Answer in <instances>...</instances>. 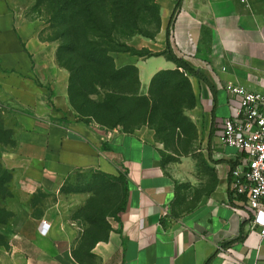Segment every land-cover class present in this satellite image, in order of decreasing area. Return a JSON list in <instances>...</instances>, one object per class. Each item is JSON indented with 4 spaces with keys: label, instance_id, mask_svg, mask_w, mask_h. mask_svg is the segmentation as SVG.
I'll return each instance as SVG.
<instances>
[{
    "label": "crops",
    "instance_id": "crops-1",
    "mask_svg": "<svg viewBox=\"0 0 264 264\" xmlns=\"http://www.w3.org/2000/svg\"><path fill=\"white\" fill-rule=\"evenodd\" d=\"M154 2L160 30L129 43L153 56L112 54L117 70L137 69L145 91L157 73L177 69L162 53L178 0ZM13 7L14 0H0V105L16 129L4 169L27 193L94 173L120 179L125 194L108 232L91 245L51 209L20 216L0 246V264H264V238L244 199L232 193L231 171L242 156L219 139L231 111L217 85L234 82L264 96V0H182L169 41L202 76H187L194 96L187 114L203 146L201 161L187 159L177 170L167 167L149 128L124 132L76 117L56 47ZM183 188L197 197L188 207Z\"/></svg>",
    "mask_w": 264,
    "mask_h": 264
},
{
    "label": "rangeland",
    "instance_id": "rangeland-1",
    "mask_svg": "<svg viewBox=\"0 0 264 264\" xmlns=\"http://www.w3.org/2000/svg\"><path fill=\"white\" fill-rule=\"evenodd\" d=\"M60 1L14 0L13 7V11L21 19L36 24L42 38L53 44L57 51L61 45V37H67L61 22L63 15L56 10ZM118 1L120 0H98L99 5L104 6L106 11ZM131 2L134 9L132 17H125L117 11H114L115 14L112 16L105 11L106 14L99 15L98 18L103 25L104 33L106 36L109 35L108 40L119 42L120 47L135 49L129 45L130 41L134 37L153 38L161 28V21L154 0H131ZM74 35L79 37L81 33ZM139 53L144 54L145 51ZM150 66H153L152 62ZM105 70L109 69L105 68ZM125 75L127 73L114 77L113 83L124 87L125 83L118 79H124ZM135 78L134 73L125 78L124 81L128 83L127 89L136 91L138 96H147L149 89L143 90L140 83L138 85L135 83ZM175 80L180 81V79ZM182 83L178 101L184 108L175 119V124H170L169 120H162L160 116L150 117L137 97H132L122 104L123 112L117 113L109 108L110 105L104 103L106 92L97 88L91 91L86 109L95 113L101 123L124 132H133L142 127L149 128L153 132L155 144L163 151L167 167L177 170L187 159L194 160L198 157V161H201L203 146V133L197 129L187 114V109L193 107V99L185 81ZM75 115L82 120L94 121L76 112ZM15 134L13 114L4 104L0 105V221L3 222L0 225V233L10 234L21 220L20 216L24 214L38 217L51 209L66 224L74 228L83 245H91L103 238L123 203L122 181L103 174L77 173L62 181L58 187L51 186V189H48L50 192L38 190L27 193L16 184L12 174L5 175L2 164V155L13 143ZM180 197L189 199L185 202L186 207L197 200L196 194L189 188H183Z\"/></svg>",
    "mask_w": 264,
    "mask_h": 264
},
{
    "label": "trees",
    "instance_id": "trees-1",
    "mask_svg": "<svg viewBox=\"0 0 264 264\" xmlns=\"http://www.w3.org/2000/svg\"><path fill=\"white\" fill-rule=\"evenodd\" d=\"M126 1V3H123L121 0L113 3V6L107 11L104 6L99 5L98 0H61L58 3L56 10L63 15V21L61 22L65 28V35L67 37H61V45L57 51V61L59 66L67 70L70 74L69 96L72 108L82 117L94 119L96 123L109 129L116 128L101 123L95 113L86 109V103L90 98L91 91L97 88L106 92L104 103L110 105L109 108L117 113L123 112L121 108L122 104L129 101L132 97H137L139 99L138 101L143 103L150 117L160 116L163 118L162 120H169L170 124H175V119L181 114L182 108H184L178 101L179 91L183 87L182 82L185 81L190 90L191 98L194 100L187 76L194 75L202 77L200 73L194 71L186 62L175 55L169 41V33L177 12L181 8L182 0H178L170 19L167 27V48L162 53L168 61L173 62L177 66V69L157 73L151 81L147 96H138L136 91L127 89L128 83L124 80L131 73L135 74V83L137 85L140 83L138 71L134 67L117 70L114 66L112 54L124 52L137 56L153 55L141 54L139 53L140 51L130 47H120L117 41L108 40L107 37L109 38V35L106 36L104 33L105 30L98 18L105 11L112 16L115 14L114 11H117L125 17H132L134 10L132 2L131 0ZM156 8L159 17L157 5ZM111 29L113 30V27ZM78 32L81 33L79 37L74 35ZM115 43L117 44L116 46ZM105 68L109 70L106 71ZM125 73L128 76L125 75L123 76L124 79H118L125 83L123 85L124 87H119L113 83L114 77ZM175 79H180V81L176 82ZM4 173L6 176L11 175L6 169ZM2 223L0 221V225ZM6 236L7 234L2 235L0 233V246L5 245Z\"/></svg>",
    "mask_w": 264,
    "mask_h": 264
},
{
    "label": "built area",
    "instance_id": "built-area-1",
    "mask_svg": "<svg viewBox=\"0 0 264 264\" xmlns=\"http://www.w3.org/2000/svg\"><path fill=\"white\" fill-rule=\"evenodd\" d=\"M217 85L227 93L231 111L222 123L219 139L242 156L231 171L232 193L244 199L252 212V227L264 238V96L234 82L218 80Z\"/></svg>",
    "mask_w": 264,
    "mask_h": 264
}]
</instances>
